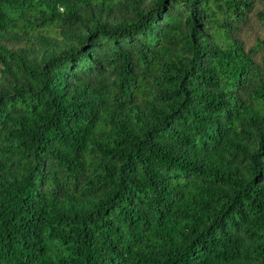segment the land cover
Returning a JSON list of instances; mask_svg holds the SVG:
<instances>
[{"label":"trees","instance_id":"obj_1","mask_svg":"<svg viewBox=\"0 0 264 264\" xmlns=\"http://www.w3.org/2000/svg\"><path fill=\"white\" fill-rule=\"evenodd\" d=\"M0 264H264V0H0Z\"/></svg>","mask_w":264,"mask_h":264}]
</instances>
